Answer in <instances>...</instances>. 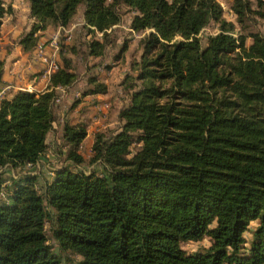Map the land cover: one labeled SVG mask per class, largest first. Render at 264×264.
<instances>
[{"label":"trees","instance_id":"trees-1","mask_svg":"<svg viewBox=\"0 0 264 264\" xmlns=\"http://www.w3.org/2000/svg\"><path fill=\"white\" fill-rule=\"evenodd\" d=\"M28 1L25 52L80 9L88 38L83 50L61 45L45 90L0 101V264H264V32L247 30L264 19V0H230L236 21L218 0ZM125 7L144 34L121 83V124L95 133L87 160V124L66 120V156L46 180L35 168L49 151L58 89L80 78L69 54L86 64L119 46L113 59H123L130 41L119 45L115 28ZM13 12L0 0V81L3 19ZM212 22L219 30L204 42ZM101 64L87 67L74 106L108 93Z\"/></svg>","mask_w":264,"mask_h":264},{"label":"rangeland","instance_id":"rangeland-1","mask_svg":"<svg viewBox=\"0 0 264 264\" xmlns=\"http://www.w3.org/2000/svg\"><path fill=\"white\" fill-rule=\"evenodd\" d=\"M4 1L7 5H12L14 12L12 14L6 15L3 19L1 44L2 57H6V55L11 52L9 51L10 48L13 47L15 49L16 47H19L18 44L20 37L31 29V25L33 23V19L30 17L28 0ZM218 1L224 7L225 18L228 21H236L235 15H233L230 10V0ZM130 18L131 13L128 12L126 7L123 8L122 21L115 28L116 34L119 37V45L125 39L130 41L129 50L126 52L125 57L120 61H114L113 59V55L119 49V46L115 48V50L110 51L105 58H90L89 63L86 64L81 60L80 56H76L73 53L69 54L79 64L80 78L72 87L58 89L59 98L55 103L58 119L55 124V129L50 133L49 136V151L46 158L35 168V171L41 172L43 178L46 180L50 179L52 176L50 167H55L59 164H62L66 156L65 151L67 148L63 147L62 140L63 123L66 120H70L72 122H83L87 124L88 136L85 138L81 146V152L87 160H89L92 155L91 148L95 133L119 128L121 122L118 119V112L120 108L125 105L127 99L121 83L124 80L126 74L130 71V63L137 59L141 53L140 39L144 34L132 32L130 29ZM239 28L240 27L238 25L237 29ZM218 30V24L215 22L210 23L201 32L203 41L205 42L209 35L216 33ZM247 30H261L264 32V19L257 18L256 22L249 20ZM57 32V28L53 26L49 27L46 31L40 32L39 45H42L41 52H43V47L46 45L52 47L51 44L53 43V37ZM87 38V32L84 30L83 9H80L73 22L65 27V31L60 33L58 48H56L54 45L52 48L58 52L59 59L62 63V58L60 55L61 45L76 44L79 48H81V43ZM81 50H83V48H81ZM18 51H21V47ZM40 55L44 58L46 56L45 54ZM29 60H31V58H29ZM48 60V63H50L51 60L49 58ZM58 61L59 60L55 59V62ZM100 62H103V65L101 64L99 68L100 72L105 76V81L109 86L108 93L87 96L82 98L83 100L74 106L75 103H77L76 100L82 97V92L88 87L87 77L91 74L92 70H87V67L93 65L94 63ZM107 63L113 64V68L110 71H106L103 68V66ZM99 68H97L95 72H97ZM83 167L86 169H92L93 164L91 165L87 162ZM18 171L19 170L15 171V173H18ZM47 227L49 229L50 223H47ZM200 244H208V241L206 240L201 243L185 244L184 248L192 251L199 247Z\"/></svg>","mask_w":264,"mask_h":264},{"label":"crops","instance_id":"crops-1","mask_svg":"<svg viewBox=\"0 0 264 264\" xmlns=\"http://www.w3.org/2000/svg\"><path fill=\"white\" fill-rule=\"evenodd\" d=\"M59 28H57V30H59ZM132 32L136 33L133 30ZM51 45L53 47V43ZM18 46L19 47H16L15 49L13 47L10 48L9 51L11 52L7 54L6 57H3L6 63L4 74L0 81V90L4 87L8 88L6 95L9 98H11L17 90L28 85H31L34 88V91L45 90L49 85L51 76L48 71V58L50 60L55 58L59 60V64L61 63L58 52L48 45L43 47V52H41L42 45H39L32 52H25L19 44ZM20 47L21 51L19 52L18 50ZM40 54H45L47 61L44 57H41ZM29 58H31V60H29Z\"/></svg>","mask_w":264,"mask_h":264},{"label":"built area","instance_id":"built-area-1","mask_svg":"<svg viewBox=\"0 0 264 264\" xmlns=\"http://www.w3.org/2000/svg\"><path fill=\"white\" fill-rule=\"evenodd\" d=\"M62 31H65V27H60L58 32L54 35L53 37V45L58 48V40H59V35ZM99 35H101L99 33ZM58 65L59 63L58 62H55V59H51L50 63H49V68H48V71L49 73L51 74L54 70H56L58 68ZM7 89L6 87L2 88L0 90V101L6 97V92H7ZM22 90H28V91H34V88L31 86V85H28L26 87H23L21 88Z\"/></svg>","mask_w":264,"mask_h":264}]
</instances>
